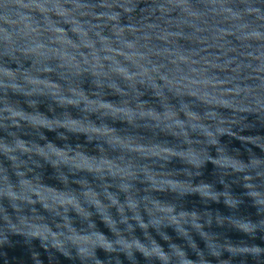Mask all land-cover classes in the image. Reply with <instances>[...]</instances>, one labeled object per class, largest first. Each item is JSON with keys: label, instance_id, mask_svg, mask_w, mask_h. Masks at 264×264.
Returning <instances> with one entry per match:
<instances>
[{"label": "water", "instance_id": "water-1", "mask_svg": "<svg viewBox=\"0 0 264 264\" xmlns=\"http://www.w3.org/2000/svg\"><path fill=\"white\" fill-rule=\"evenodd\" d=\"M0 264H264V0H0Z\"/></svg>", "mask_w": 264, "mask_h": 264}, {"label": "clouds", "instance_id": "clouds-1", "mask_svg": "<svg viewBox=\"0 0 264 264\" xmlns=\"http://www.w3.org/2000/svg\"><path fill=\"white\" fill-rule=\"evenodd\" d=\"M58 135H63V133H58ZM34 235L40 240L41 247H44V248H47L49 246L57 247L58 241L55 238L49 239V237L52 234H50V233H44V234L34 233ZM57 250H59V248ZM61 254H63V253H61Z\"/></svg>", "mask_w": 264, "mask_h": 264}]
</instances>
